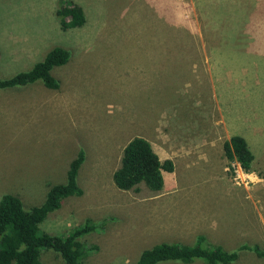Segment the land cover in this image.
Instances as JSON below:
<instances>
[{
  "label": "rangeland",
  "instance_id": "374dc122",
  "mask_svg": "<svg viewBox=\"0 0 264 264\" xmlns=\"http://www.w3.org/2000/svg\"><path fill=\"white\" fill-rule=\"evenodd\" d=\"M71 3L86 21L62 31L55 10ZM53 47L69 53L50 71L58 89L0 90V196L40 205L81 151V196L39 227L64 236L90 220L84 264H133L154 244L198 236L227 252L256 245L262 256L239 251L231 264H264V0H0V79ZM231 135L245 140L259 184L232 186L222 150ZM137 136L160 158L175 155V173H164L174 192L114 187ZM39 264L64 263L47 250Z\"/></svg>",
  "mask_w": 264,
  "mask_h": 264
},
{
  "label": "trees",
  "instance_id": "16d2710c",
  "mask_svg": "<svg viewBox=\"0 0 264 264\" xmlns=\"http://www.w3.org/2000/svg\"><path fill=\"white\" fill-rule=\"evenodd\" d=\"M55 16L62 31L80 28L86 21L82 8L75 3L69 6L59 4ZM68 59L67 50L53 47L29 70L0 79V90L35 82H40L46 89L56 90L58 82L50 71L63 66ZM222 150L226 159H235L244 171L250 170L253 155L241 136L231 135L223 142ZM83 159V153L77 152L68 163L64 182L47 188L43 202L38 206L24 207L15 196H0V264H39L40 251L47 250L56 253L64 264H84L90 248L84 247L81 238L94 229L90 220H84L64 236L47 234L39 227L49 213L60 208L63 199L81 196L76 176ZM163 172H172L171 162L160 161L149 142L133 137L123 146L119 165L111 174V180L121 191H136L141 185L149 192L157 193L163 187ZM239 251L263 255L256 245L241 244L236 250L227 252L220 245L210 244L198 236L191 245L176 242L154 244L140 251L133 264H193L197 260L203 264H231L236 261Z\"/></svg>",
  "mask_w": 264,
  "mask_h": 264
},
{
  "label": "built area",
  "instance_id": "2783aa9c",
  "mask_svg": "<svg viewBox=\"0 0 264 264\" xmlns=\"http://www.w3.org/2000/svg\"><path fill=\"white\" fill-rule=\"evenodd\" d=\"M224 172L235 187L248 188L261 181L253 171H244L235 159L228 161Z\"/></svg>",
  "mask_w": 264,
  "mask_h": 264
},
{
  "label": "crops",
  "instance_id": "0c3cea01",
  "mask_svg": "<svg viewBox=\"0 0 264 264\" xmlns=\"http://www.w3.org/2000/svg\"><path fill=\"white\" fill-rule=\"evenodd\" d=\"M139 68L142 70L143 68H144V65L142 66V65H139ZM153 69V68H152ZM138 137V136H137ZM141 138V137H140ZM188 153H190L189 151H188ZM185 154H187V153H185ZM174 156L175 155H168V156H163L162 158H160L158 155H157V157L159 158V160L160 161H164V160H168V161H172L171 162V165H172V172L171 173H175V168H176V165H173V158H174ZM212 159H210V161H211ZM189 161V160H188ZM197 161H199V162H201L202 163V161H200V160H196L195 158H193L192 159V161L191 162H197ZM205 162V161H204ZM164 173H166V172H163L162 173V177H163V187H162V190L160 191V192H162V193H166V194H169V193H172V192H174L175 190H176V187H177V182H174V183H172L171 185H169V187L167 188L166 187V184H165V180H164ZM171 173H167V174H171ZM187 183H189V181L187 180V179H184L183 180V186H186V184ZM165 188H167V191H165ZM194 194V192L193 191H190V198L188 199L190 202H193L194 200H195V196L193 195Z\"/></svg>",
  "mask_w": 264,
  "mask_h": 264
},
{
  "label": "clouds",
  "instance_id": "9594fccd",
  "mask_svg": "<svg viewBox=\"0 0 264 264\" xmlns=\"http://www.w3.org/2000/svg\"><path fill=\"white\" fill-rule=\"evenodd\" d=\"M249 171H251V170H249ZM255 173V172H254ZM257 174V173H256ZM258 176V175H257ZM259 177V176H258ZM259 179H260V177H259ZM231 182V181H230ZM261 182V181H260ZM259 182V183H260ZM259 183H256V184H259ZM232 184V183H231ZM255 185V184H254ZM232 186H233V184H232ZM253 186V185H252ZM233 187H235V186H233ZM236 188H242V187H236ZM249 188V187H248Z\"/></svg>",
  "mask_w": 264,
  "mask_h": 264
}]
</instances>
